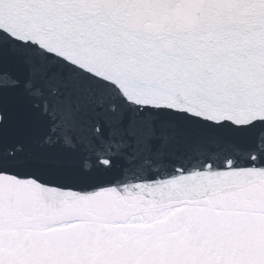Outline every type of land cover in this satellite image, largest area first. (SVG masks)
Listing matches in <instances>:
<instances>
[{
	"label": "snow or ice",
	"instance_id": "snow-or-ice-1",
	"mask_svg": "<svg viewBox=\"0 0 264 264\" xmlns=\"http://www.w3.org/2000/svg\"><path fill=\"white\" fill-rule=\"evenodd\" d=\"M0 264H264V0H0Z\"/></svg>",
	"mask_w": 264,
	"mask_h": 264
}]
</instances>
